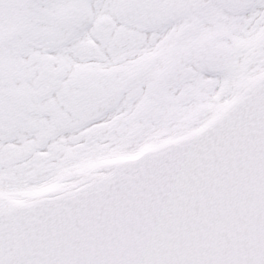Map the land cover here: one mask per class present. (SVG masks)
<instances>
[{"label": "snow or ice", "instance_id": "1", "mask_svg": "<svg viewBox=\"0 0 264 264\" xmlns=\"http://www.w3.org/2000/svg\"><path fill=\"white\" fill-rule=\"evenodd\" d=\"M0 264H264V0H0Z\"/></svg>", "mask_w": 264, "mask_h": 264}]
</instances>
